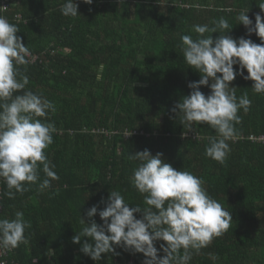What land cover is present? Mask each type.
Returning a JSON list of instances; mask_svg holds the SVG:
<instances>
[{
    "label": "trees",
    "instance_id": "1",
    "mask_svg": "<svg viewBox=\"0 0 264 264\" xmlns=\"http://www.w3.org/2000/svg\"><path fill=\"white\" fill-rule=\"evenodd\" d=\"M6 2L3 10L0 0V15L17 24V35L38 55L26 72L20 66L29 77L27 89L56 106L47 118L56 132L46 153L59 176L50 188L30 185L15 199L8 198L2 180L0 218L21 211L31 223L28 242L10 251L6 264H142V253L119 247V255L93 261L80 251L88 238L78 244L72 237L85 226L81 216L87 220V209L109 191L148 207L130 179L139 164L130 156L144 149L201 177L208 193L231 212L228 231L193 251L189 264H264V141L250 138L264 136V93L252 90V80L237 76L231 82L237 97L247 93L252 105L238 113L241 121L224 164L204 155L215 130L195 122L189 129L171 111L190 93L188 83L200 79L184 61L181 36L195 38L193 25L211 27L221 16L233 26L230 35L243 36L246 29L236 17L250 9L255 22L256 13L264 15L258 6L264 0H93L91 5L77 0L76 17L61 14L64 0ZM251 39L260 43L254 33ZM45 178L41 170L40 180ZM95 219L102 223L98 214Z\"/></svg>",
    "mask_w": 264,
    "mask_h": 264
},
{
    "label": "clouds",
    "instance_id": "2",
    "mask_svg": "<svg viewBox=\"0 0 264 264\" xmlns=\"http://www.w3.org/2000/svg\"><path fill=\"white\" fill-rule=\"evenodd\" d=\"M83 3L91 5L93 0ZM258 6L264 12V3ZM249 10H242L236 17L246 29L243 36L230 35L233 26L221 16L212 21L211 27L193 25L195 38L188 34L180 38L184 61L200 73V79L188 83L190 93L171 111L189 129L195 122L215 130L217 135L208 138L204 155L220 164L231 152L228 142L237 135L235 126L241 121L238 113L241 109L247 113L252 105L247 93L237 97V87L231 82L240 76L253 81L255 93H264V15L256 13L253 22ZM60 12L65 17H76L80 14L77 0H64ZM18 32L17 24L0 15V179L6 184L9 199L23 194L27 186L38 184L43 191L59 180L46 153L56 132L47 118L50 112H56V106L43 93L27 89L29 77L20 66H25L26 72L34 57ZM212 33L219 35L213 38ZM253 33L260 43L251 39ZM201 86L211 91L205 95ZM130 159L139 162L131 183L148 207L129 203L120 191L112 190L88 208V219L81 216L85 226L72 241L81 244L87 237L80 251L93 261H100L102 254L119 255V247L131 254L142 253V264H189L193 251L198 253L228 231L233 220L231 212L208 193L201 177L174 168L161 152L153 155L144 149L132 153ZM41 170L46 177L42 181ZM97 214L102 223H97ZM29 228L31 223L21 211L11 219L0 218V250L11 251L27 243L25 231ZM161 251L165 255L160 256ZM210 258L218 259L214 255Z\"/></svg>",
    "mask_w": 264,
    "mask_h": 264
},
{
    "label": "built area",
    "instance_id": "3",
    "mask_svg": "<svg viewBox=\"0 0 264 264\" xmlns=\"http://www.w3.org/2000/svg\"><path fill=\"white\" fill-rule=\"evenodd\" d=\"M8 6H9V4L6 2V0H2V3H1L2 9L4 10V9L8 8ZM32 57H34V61L36 62L38 55L34 54V55H32ZM250 138L264 141L263 135H261L259 137H255V136L251 135ZM1 183H2V179H0V194H1V188H2ZM9 252L10 251H7V250H0V264H6L7 263V259L5 257L9 254Z\"/></svg>",
    "mask_w": 264,
    "mask_h": 264
}]
</instances>
